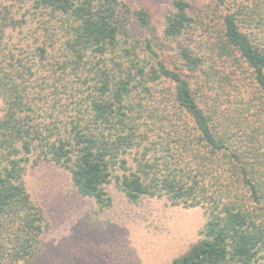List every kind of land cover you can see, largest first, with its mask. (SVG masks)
Instances as JSON below:
<instances>
[{
  "label": "trees",
  "instance_id": "trees-1",
  "mask_svg": "<svg viewBox=\"0 0 264 264\" xmlns=\"http://www.w3.org/2000/svg\"><path fill=\"white\" fill-rule=\"evenodd\" d=\"M202 1L139 38L119 0H0V264H38L43 163L98 211L110 183L202 208L170 264H264V0Z\"/></svg>",
  "mask_w": 264,
  "mask_h": 264
},
{
  "label": "rangeland",
  "instance_id": "rangeland-1",
  "mask_svg": "<svg viewBox=\"0 0 264 264\" xmlns=\"http://www.w3.org/2000/svg\"><path fill=\"white\" fill-rule=\"evenodd\" d=\"M119 1L139 38L148 34L138 26L135 10L146 11L159 33L171 7V0ZM187 1L191 12L203 2ZM24 178L49 223L38 264H170L198 239L205 221L202 208L173 205L165 198L129 202L113 183L106 186L111 206L98 211L93 198L77 192L68 171L53 163L28 167Z\"/></svg>",
  "mask_w": 264,
  "mask_h": 264
}]
</instances>
